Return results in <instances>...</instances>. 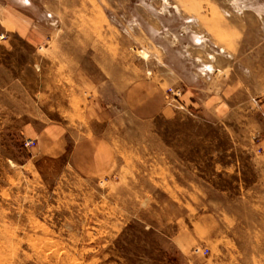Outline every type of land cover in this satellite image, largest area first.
<instances>
[{"label":"rangeland","instance_id":"rangeland-1","mask_svg":"<svg viewBox=\"0 0 264 264\" xmlns=\"http://www.w3.org/2000/svg\"><path fill=\"white\" fill-rule=\"evenodd\" d=\"M161 48L184 90L132 119L120 91ZM262 104L264 0H0V264H264ZM46 133L103 139L112 171L39 154Z\"/></svg>","mask_w":264,"mask_h":264},{"label":"crops","instance_id":"crops-1","mask_svg":"<svg viewBox=\"0 0 264 264\" xmlns=\"http://www.w3.org/2000/svg\"><path fill=\"white\" fill-rule=\"evenodd\" d=\"M161 49H163V67L165 70L159 71L158 69L155 71L152 69L146 73L141 71L142 75L139 78L129 81L120 91L122 107L132 119L139 121L155 119L163 113L167 100V90H184L182 87L183 74L170 61L172 52L169 48ZM259 108H264V104ZM44 136L47 138V142H41V137L39 138V154L52 158L65 157L81 178L96 180L107 176L112 171L114 150L103 139L93 135L70 143V137L66 135L54 137L46 133ZM258 137L260 142L256 148L264 144V130ZM43 143L45 146L39 147ZM253 163L255 178L256 180L259 178L261 186L264 187V152L258 155L256 153ZM258 200V197H255L254 201L257 202ZM259 226L254 225V233L264 236V224H259Z\"/></svg>","mask_w":264,"mask_h":264},{"label":"built area","instance_id":"built-area-1","mask_svg":"<svg viewBox=\"0 0 264 264\" xmlns=\"http://www.w3.org/2000/svg\"><path fill=\"white\" fill-rule=\"evenodd\" d=\"M259 142H260V140L257 141V143H259ZM32 144H34L33 141H28V142H26L25 145L26 146H30ZM257 152L258 153H263L264 152V144H262L261 146L258 147ZM192 253L194 255H197V256H204L207 253V250L206 249H201V248H195V249H193Z\"/></svg>","mask_w":264,"mask_h":264},{"label":"bare ground","instance_id":"bare-ground-1","mask_svg":"<svg viewBox=\"0 0 264 264\" xmlns=\"http://www.w3.org/2000/svg\"><path fill=\"white\" fill-rule=\"evenodd\" d=\"M234 2H236V1H234Z\"/></svg>","mask_w":264,"mask_h":264}]
</instances>
